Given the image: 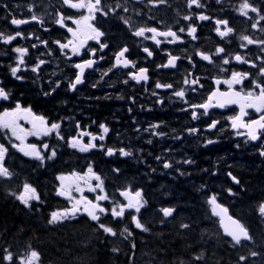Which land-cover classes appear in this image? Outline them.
Wrapping results in <instances>:
<instances>
[{
	"label": "flooded vegetation",
	"instance_id": "obj_1",
	"mask_svg": "<svg viewBox=\"0 0 264 264\" xmlns=\"http://www.w3.org/2000/svg\"><path fill=\"white\" fill-rule=\"evenodd\" d=\"M242 2L243 0H220L219 3L217 0H201V3L206 7L197 8L193 6L189 8L188 0H167L165 4L158 6H153L149 0H102L105 11H109V8L115 11H110L107 16L97 13L96 19L91 23L104 33V36L100 38V43H106L108 47L101 51L95 40H89L85 48L82 49V55L73 56L70 49L61 51L59 45L55 43L56 41L66 43L72 39L67 28L57 24L56 20L61 13L66 18L78 19L81 15L86 14L84 10L72 9L64 5L62 0H0V32L7 36L20 31L25 37L24 39L18 37L11 44L4 43L3 39H0V73L2 74L0 75V82L3 83L6 79L10 92V99L0 100V106L4 108L3 111L11 110L16 106L11 94V85L15 84L11 67L18 63V53L14 49L16 47L28 48V53L24 57L25 65L21 66L22 73L19 75L24 77L22 83L25 86H30L33 79H39V83L45 86L44 91L40 94V101L50 102L49 104L59 102L58 107L54 108L53 106L54 109L46 108L47 113L57 117L71 115L73 119H76L85 112L84 109H79L78 102L79 98L85 97L86 92L89 105H92L91 113H104L106 116L114 118L112 122L115 123L111 125L113 131L123 126L117 122L122 123L123 121L125 123L124 125L128 128L127 133L122 137L125 150L129 147H133V149L136 147L140 149L156 148L160 144L169 146L175 140V133H179L184 145L204 149L206 154L214 153L218 158L214 157L213 161L224 165L223 177L226 182L232 185L228 173L240 181L236 186L232 185L233 188H229L231 193L229 189L226 190V193L232 195L236 206L233 212L235 219H239L244 225L253 228V236L259 243H264V216L259 213V207L255 213L247 215L239 207L242 197L252 193L241 185L243 179L250 181L261 179V193L264 199V156L260 155V152L264 150V136L257 141H250L246 135H237V132H246V129H234L231 126L229 117L239 114L240 107L238 104H230L224 108H209L208 115L202 114L203 109H195L200 114L196 120L192 119L193 109L189 108V104L205 103L211 93L217 89L221 92H227L228 85L224 83L217 85L216 80L223 81L230 78L233 71L251 73L249 79L244 80L243 85L235 86L236 90L243 88L248 91L254 87L255 83H264V76L259 75L258 67L254 68L250 64L239 63L232 59L236 54H239L258 66H264V45H248L246 41L240 39L241 36H249L254 40H264V31L260 30L264 28V20H260L257 27L253 28L252 25L257 22L259 16L253 12H249L248 17L242 16L238 11ZM249 2L259 8L261 14H264V0H249ZM123 7H127L129 11L124 12ZM200 13L208 15L211 19L207 21L197 20L195 14ZM33 14L40 17L43 24L34 23L17 27L10 22L13 18L29 19ZM186 15H192L193 19L191 21L184 20L183 17ZM217 18L228 20L229 26L234 29V32L224 39H221L215 31L214 21ZM124 19L129 21L131 27L124 24ZM65 24L67 27L76 28L70 19H65ZM190 24H195L197 27L196 40H192L187 35V28ZM140 27H155L161 31L172 29L177 31L183 42H163V38L159 37L162 43L157 46L151 39L133 35V32ZM182 27L186 29L184 33L178 31ZM146 35L151 36L152 34L146 33ZM42 41H47V45L43 44ZM34 44L37 47H32ZM241 44L246 45V47H240ZM124 46L129 48V53L126 55L128 59L136 63V67H130V69L112 68L115 63V54ZM144 47L149 48L153 52V56L148 57L147 53L143 52ZM218 47H223L225 51L220 55H215ZM91 50H95V56L91 55ZM198 52L211 55L213 63L202 60L197 55ZM169 53L180 57L176 67L171 69L157 67L167 62ZM225 58L230 60L229 64H223ZM40 59L45 60L46 63L41 66L38 73H33L30 69ZM87 59L97 60L94 69L85 74V83L82 87L76 91H70L69 81L74 80L75 74L78 72L73 65ZM109 68H112V71L108 72ZM139 68L148 69L149 80L147 82L137 84L131 79L129 74L137 72ZM222 69H226V71ZM105 72H108L106 76L103 75ZM188 73H192L191 78L193 79L199 77L198 85L183 84ZM102 76L107 79V82L101 81ZM48 79H51L52 82L46 83ZM125 80L128 81L127 84L123 82ZM157 81L171 83L173 89H156ZM56 83H60V87L52 95H43L44 92L55 87ZM94 84L98 88L93 87ZM131 88L137 93L135 103L132 102L131 98L126 100L125 92ZM180 88L186 90L188 103H184L172 95L173 91ZM193 88L195 91L192 90ZM120 91H122L121 96H123L120 108L113 107V109L101 110V107L109 106L110 103L108 104V102L115 95L113 92L118 93ZM153 91L158 92L159 97L152 95ZM158 98H162L164 103H156ZM27 101L29 103V100ZM129 108H132L131 112L128 111ZM246 111L248 115L243 118L245 121L258 119L264 115V113H257L254 109H246ZM32 113L35 116L44 114H39L35 110ZM22 120L24 126L32 129V124L28 120ZM212 121H219L215 129L208 128ZM161 122H163L162 127L156 131H162L167 134L166 136H153L150 132L145 131L150 125ZM106 126L110 128V124ZM190 128H198L200 131L190 135L187 131ZM208 139H212L216 143L205 147ZM148 140H151L152 143L149 144ZM99 141L107 142L109 147L115 146L111 145L113 139L109 137V133L104 140L97 139V142ZM151 155H147L146 158L153 159L154 156ZM247 168H251L255 172H248ZM251 173L252 176L255 174L257 176L251 177Z\"/></svg>",
	"mask_w": 264,
	"mask_h": 264
},
{
	"label": "trees",
	"instance_id": "obj_2",
	"mask_svg": "<svg viewBox=\"0 0 264 264\" xmlns=\"http://www.w3.org/2000/svg\"><path fill=\"white\" fill-rule=\"evenodd\" d=\"M37 89L36 84L15 83L11 85L12 99L39 114L44 113L50 123L59 122L60 118L46 112V108L58 107L59 102L40 101L42 91ZM113 93L111 106H103L101 110L120 108L121 98L118 97H123L122 91ZM125 94L128 100L135 98L137 93L131 88ZM79 103L80 109L85 111L76 118L75 123L79 122L80 128L71 126V132L61 134L64 140L57 138L44 142L49 145V150L56 149L57 156L43 166L12 149L0 129V141L8 148L5 165L13 173L11 179L0 178V264H9L3 259L8 251L13 253L11 264H20L19 260L33 249L40 253V264H264V254L256 250L255 245L234 246V242L223 235L218 220L212 215L208 200L215 194L221 202V192L225 188L224 181L215 176L216 163H202L200 155L196 156L194 164L179 168L172 163V168L165 169L163 164L166 161H146V152L149 151L139 147L127 148L133 153L130 157H123L118 151L111 158L105 157V151L99 147V152H76L68 147L67 140L87 127L93 134L101 135L99 126L110 124L109 137L113 139L111 145L115 146L100 143L105 149H125L122 137L128 130L122 121L117 123L124 127L113 131L114 118L104 113H91L92 105L87 98H79ZM89 165L103 179L104 189L112 199L120 198V192L127 189L142 192L147 203L139 218L149 228L148 232L135 228L131 220L113 219L111 215L103 216L101 220L117 231L114 237L98 230L96 222L85 216L56 225L48 223L52 212L68 208L65 201L55 197L58 177L74 172L83 174ZM178 169H183L181 172L185 175H181ZM247 171L255 172L251 168ZM252 173L250 176L255 177ZM25 183L35 187L41 198L31 202L30 208L16 198ZM261 183V179L241 181V185L252 192L245 194L239 205L245 215L254 213L262 203ZM224 203L231 209L234 207L231 197H227ZM166 207L176 209L168 219L160 211ZM181 224L190 227L185 229L180 227ZM125 227L132 232L129 239L120 235ZM113 248L119 251L113 252ZM251 252L262 256L259 259L258 255L251 256ZM241 255L247 259L240 261ZM197 256L203 258L197 260Z\"/></svg>",
	"mask_w": 264,
	"mask_h": 264
},
{
	"label": "snow or ice",
	"instance_id": "obj_3",
	"mask_svg": "<svg viewBox=\"0 0 264 264\" xmlns=\"http://www.w3.org/2000/svg\"><path fill=\"white\" fill-rule=\"evenodd\" d=\"M167 0H149L153 6H158L160 4H165ZM219 3L220 0H217ZM64 5L76 10H84L86 14L81 15L78 19H73L72 17H65L63 13L59 15V18L56 20V23L61 25L62 27H66L67 31L72 33V39L68 40L66 43H61L60 41H56L55 43L59 45L61 51L66 49H70L71 54L73 56L82 55V49L85 48L88 40H95L99 46L100 50L107 48L108 45L106 43H100V38L104 36V33L97 29L91 21L96 19L97 13H100L103 16L109 15L110 11H115L114 9L109 8V11H105L104 7L102 6V0H62ZM193 6L197 8H204L206 5L201 3V0H188V7L192 8ZM120 7V5H117ZM31 11V9H29ZM124 12H128L129 9L127 7H123ZM239 13L242 16L248 17L249 12L257 13L259 19L255 24L252 25L253 28L257 27V24L260 20H264V14L260 13V9L254 6L249 0H243L240 4ZM195 18L199 21H207L211 19L206 14L200 13L195 14ZM65 19H70L76 25V28L73 29L71 27H67L65 24ZM184 20L191 21L193 19L192 15H186L183 17ZM251 19V17H249ZM11 24L19 27L20 25L28 24L31 22H37L43 24V20L40 19L37 15L33 14L29 19H11ZM125 25L129 24L127 19L123 20ZM216 27V33L224 39L228 37L230 34L234 32V29L229 26V22L226 19H215L214 21ZM264 31V28L260 29ZM180 33H184L186 31L185 28H180L178 30ZM197 27L195 24H190L187 28V35L191 37L192 40H196ZM146 33H151V36L146 35ZM133 35L136 37H142L144 39H151L157 46L162 43V40L159 37L163 38V42L168 43H177L183 42L181 36L178 35L177 31H173L172 29H168L166 31L158 30L155 27H140L133 32ZM24 39V35L22 32L17 31L14 35H7L3 32H0V39H3L4 43L11 44L12 41L16 40L17 38ZM240 39L242 41H246L248 45L257 44V45H264V40H254L249 36H241ZM43 44L47 45V41H42ZM32 47H37V45H32ZM240 47H246V45L241 44ZM16 53L19 54L18 56V63L16 66L11 67V74L17 80H23L24 77L18 75L21 72V66L25 65L24 57L28 53V48L24 47H16L14 49ZM225 49L223 47H218L216 50L215 55H220L224 53ZM143 52L147 53L148 57L153 56V52L147 48H143ZM127 53H129V48L124 46L115 54V63L113 64L112 68L116 67H123L128 68L136 67V63L127 57ZM67 55V53H65ZM91 55L95 56V50H91ZM197 55L201 57L202 60L208 61L209 63H213L212 56L206 54L204 52H198ZM169 58L167 62L163 65H158L157 67L163 68H175L177 61L180 59L178 56L168 54ZM103 59V57H100ZM236 62L250 64L251 67H258L259 75L264 76V66H258L252 61L245 59L243 56L236 54L232 57ZM189 62L191 63V59L189 58ZM46 63L45 60L40 59L35 64V66L31 67V71L33 73H38L42 65ZM97 63L95 59H87L83 60L80 63H76L73 65L74 68L78 70L75 74V79L69 81V90L76 91L78 86L85 83L84 75L86 69H92L94 65ZM230 60L225 58L223 59V64H229ZM112 68L108 69V72L112 71ZM226 71V69H222ZM108 72L103 73V75H107ZM148 69L147 68H139L137 72L130 73L131 79H133L136 83L147 82L149 80L148 76ZM251 73L248 72H237L233 71L231 73L230 78L221 81L220 79L216 80V84L219 85L220 83H224L228 85L227 92H221L219 89L212 92L211 95L207 98V101L202 104H189V108L193 109L192 111V119L196 120L199 118V115L195 109H203V115H208V109L212 107H220L224 108L230 104H238L240 107V112L238 115L234 117H229L231 120V126L234 129H246L245 133L237 132V135H246L250 141H257L264 136V115H261L258 119H254L251 121H245L243 118L248 115L246 109H254L257 113H264V83H255L254 87L251 90L245 91L243 88L240 90H236V85H243L244 80L249 79ZM192 73H188L184 80L183 84L185 85H198L199 84V77L191 78ZM125 84L128 83L127 80L123 81ZM2 84V82H0ZM60 87V83H56L55 87L51 88L49 91L44 92L43 95L49 96L52 95L57 88ZM93 87H96L94 84ZM203 87V85H200ZM156 89H173V84L171 83H161L159 81L155 84ZM195 91V89H192ZM152 95L159 97V93L153 91ZM172 95L184 103H188L186 100V90L184 88H180L179 90L173 91ZM122 98V97H118ZM10 99V92L5 89V87L0 86V100H8ZM132 102L135 103V98H132ZM156 103L163 104L164 100L162 98H158ZM143 107V106H142ZM187 110V109H183ZM129 112L132 111V108L128 109ZM21 119L28 120L29 123L32 124V130L26 131L19 123ZM219 121H212L209 125V129H215ZM163 122L156 123L150 125L148 131L153 136H160L164 137L167 134L162 131H156L162 127ZM62 126V122H53L50 125L48 124L47 120L43 116H35L32 113L30 107L24 108L21 106L19 102L16 103L15 108L11 110H5L0 113V129L10 131L11 135L16 138V140L20 141L19 144H12L13 148H16L18 151L22 152L23 155L31 157L32 159L39 162L41 166L46 163V160L55 159L57 156V151L55 148L49 150L48 144H43L41 147H37L35 144H26L25 139L28 135H36V136H50L53 133L56 137L60 140H64V136L61 135L60 129ZM102 129L101 135L97 137L96 135L80 130L77 135L71 136L67 140L68 147L78 150L80 152H88L91 149L99 147L102 151H105L107 156H113L118 151L119 154L123 157H130L133 155L131 151H127L124 148L120 149H113L107 148L105 149L103 144L97 145L95 141L97 139L104 140L106 134L109 133L110 129L108 126L101 124L99 126ZM76 128H80L79 122L76 123ZM139 131V129H137ZM190 135L198 133L200 130L198 128H190L187 129ZM89 137L90 140L88 143H85L83 137ZM175 139H181V137L177 136ZM148 143L151 144L152 141L148 140ZM216 141L212 139H208L206 144L204 145L207 147L208 145L214 144ZM239 147V145H237ZM171 151V150H169ZM8 152V148L4 144H0V177L11 179L13 173L9 170L8 167L5 165V157ZM45 153H49L47 156ZM261 156H264V150L260 152ZM159 160L160 157H157ZM182 163L184 164H194L195 161L192 159H186ZM165 169L172 168L173 164L171 162H165L163 164ZM114 171L119 172V169H114ZM181 175H185V173L181 172ZM231 176L232 180L239 184L240 181L235 177L232 176L231 173H228ZM74 178V179H73ZM61 181L60 190L58 191L57 195L65 196L67 199L72 201V205L70 208H66L63 210L54 211L50 215V219L48 220L49 224L56 225L61 224L65 221H70L77 218L80 214H86L91 221H95L97 224L98 230H102L103 233L110 235V236H117V231L114 230L112 226L102 222L101 218L103 216L111 215L113 219H124L126 212L131 214L132 211L136 213V215H131V220L135 225V228L140 229L143 232H148L149 228L141 222L139 218V213L141 209L147 203L143 200L142 192L136 191L134 194L130 190H124L120 192V195L125 197L127 203H115L112 201V198L107 194L104 189V181L93 170L92 166L89 165L87 171L84 174L80 173H72L71 177H66L61 175L58 177ZM95 180L97 183L95 185L92 184V181ZM66 181H71L70 183H66ZM81 183L87 185L88 190L91 192H98L95 196L94 200L88 199L87 197L83 196V188L81 187ZM74 186V189H73ZM75 190L81 193L79 199H76L71 195V192ZM231 193V189H229ZM234 194V193H233ZM13 195H16L13 193ZM16 198L23 203L27 207H31V201H40V195L37 192L36 188L30 184H23V190L21 194L16 195ZM103 201H110L114 203V206L110 208H106L103 205ZM208 203L211 205V212L212 215L219 217V222L223 226L224 234L231 238V241L234 242L235 245H242L244 241H253V236L250 234L249 229L241 223L239 219H234L232 216L228 215V209L223 205L219 204L217 201V196L215 194L211 195L208 200ZM163 213V217H172L174 212L176 211L173 207H166L160 210ZM259 213L264 216V203L259 206ZM180 227L182 228H189L190 225L188 224H181ZM127 234V235H125ZM121 236H124L127 239L129 236L132 235V232L129 231L127 227L123 229V232L120 233ZM135 248V244L132 245ZM7 251V250H6ZM113 252L119 251L118 248H113ZM251 256H256L258 253L251 252ZM40 253L37 250H30L25 257H23L20 261V264H39L40 261ZM202 256H197L196 259H202ZM3 259L9 261V264L13 261V253L8 251L7 254L3 257ZM247 259L246 256L241 255L239 257L240 261H245Z\"/></svg>",
	"mask_w": 264,
	"mask_h": 264
},
{
	"label": "rangeland",
	"instance_id": "obj_4",
	"mask_svg": "<svg viewBox=\"0 0 264 264\" xmlns=\"http://www.w3.org/2000/svg\"><path fill=\"white\" fill-rule=\"evenodd\" d=\"M18 56H19V54H18ZM24 70H26V69H24ZM20 73H22V70H21V72H19L18 74H20ZM107 79H105V78H103V79H101V81L104 83L105 81H106ZM19 123H20V125L26 130V131H29V130H32V129H29V127L28 126H24V122H23V120L21 119L20 121H19ZM4 131V133L6 132L7 133V135H8V137L10 138V142H11V145L12 144H19L20 143V141H18V140H16V138L14 137V136H12L11 135V132L10 131H6V130H3ZM179 134V133H178ZM177 133H176V137L177 136H179ZM40 137H42V138H46V137H48V136H43V135H40V136H36V135H28L27 137H26V139H25V143L26 144H35V145H37V147H41V145H39V143H40ZM43 140V139H42ZM41 140V141H42ZM176 146H177V148H176ZM181 147H183V144H182V141H181V139H176L175 141H173V144L171 145V148L170 147H166V146H164L163 144L162 145H160V147L159 148H157L156 150H157V152L159 153V157H161V158H165V157H168L170 154H173L172 155V157L171 158H169V161H172V159L174 158V165H178V167L180 168L181 166H183V167H186L188 164H184V163H182L184 160H186V159H192V160H195V156H194V152L195 151H199V152H202V149L201 148H198V147H195V146H190V147H185V149H184V154L183 153H181L183 156H179V153L180 152H182L183 150L182 149H180ZM16 149V148H15ZM17 150V149H16ZM169 150H171V151H169ZM188 150H190L191 152L189 153V152H187ZM18 151V150H17ZM20 152V151H19ZM22 155H23V153L22 152H20ZM45 154H47V153H45ZM23 156H25V155H23ZM25 157H27V158H30V159H32L31 157H28V156H25ZM215 158H218V156H214ZM160 158V159H161ZM159 159V160H160ZM205 159L206 160H209L210 159V161H208L211 165H213V162L211 161L212 160V157L211 156H209V155H206L205 156ZM220 160H221V158H220ZM216 165H218V162L216 163ZM183 169H180V172L182 171ZM68 177V176H67ZM69 177H71V176H69ZM74 179V178H73ZM71 181H66V183H70ZM97 183V181H95V180H93L92 181V184L93 185H95ZM60 184H61V181H60ZM60 184H59V187H58V190L57 191H59L60 190ZM81 187L83 188V196H85V197H87L88 199H91L92 198V200H94V198H95V196L98 194V192H99V190L97 191V192H91V191H89L88 190V187H87V185H85V184H83V183H81ZM73 189H74V186H73ZM71 195L73 196V197H75L76 199H79L80 198V196H81V193L80 192H77V191H75V190H73L72 192H71ZM70 203H69V205H70V207H71V205H72V201H70L69 199H67ZM112 201L113 202H115V203H122V202H120V201H117V200H113L112 199ZM113 202H110V201H103L102 203L103 204H105V205H107L109 208L110 207H112V206H114V203ZM144 208V207H143ZM142 208V209H143ZM133 214H135V212L134 211H132L131 212V214H129V212H126V214H125V219L127 218V216L129 215V217H131V215H133ZM128 239H129V237H128Z\"/></svg>",
	"mask_w": 264,
	"mask_h": 264
},
{
	"label": "bare ground",
	"instance_id": "obj_5",
	"mask_svg": "<svg viewBox=\"0 0 264 264\" xmlns=\"http://www.w3.org/2000/svg\"><path fill=\"white\" fill-rule=\"evenodd\" d=\"M109 103H110V102H108V104H109ZM109 105L111 106V103H110ZM187 152L190 153L191 151L188 150ZM200 155H201V158H202V160H201L202 163H205V162L207 161V160L205 159V156H206V155L211 156V157H212V160H211V161L213 162V164L215 163V162L213 161V158H214V156H215L214 153H213V154H212V153H210V154H206V153H201V152H199V151H198V152H197V151L194 152V156H195L194 158H195V159H197L196 156L198 157V156H200ZM206 163H208V162H206ZM255 176H256V175H255Z\"/></svg>",
	"mask_w": 264,
	"mask_h": 264
},
{
	"label": "water",
	"instance_id": "obj_6",
	"mask_svg": "<svg viewBox=\"0 0 264 264\" xmlns=\"http://www.w3.org/2000/svg\"><path fill=\"white\" fill-rule=\"evenodd\" d=\"M95 66V65H94ZM94 68V67H93ZM93 68L92 69H86L85 70V74H86V72H88V71H92L93 70ZM130 67H128L127 69H129ZM167 69H171V68H167ZM136 83V82H135ZM137 84H140V83H137ZM82 85V84H81ZM81 85H79L78 87H80ZM58 196H60V197H62L61 195H58ZM123 197V196H122ZM124 199H125V197H123ZM229 215V214H228ZM221 229H222V232L224 233V229H223V226L221 225ZM225 235V234H224ZM226 236V235H225ZM226 237H228V236H226ZM228 238H230V237H228ZM231 239V238H230Z\"/></svg>",
	"mask_w": 264,
	"mask_h": 264
}]
</instances>
